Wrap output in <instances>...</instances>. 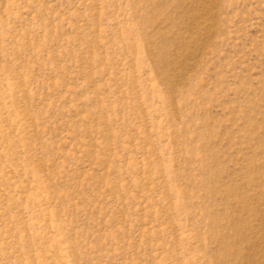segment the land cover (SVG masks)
<instances>
[{"label": "rangeland", "instance_id": "374dc122", "mask_svg": "<svg viewBox=\"0 0 264 264\" xmlns=\"http://www.w3.org/2000/svg\"><path fill=\"white\" fill-rule=\"evenodd\" d=\"M0 264H264V0H0Z\"/></svg>", "mask_w": 264, "mask_h": 264}]
</instances>
